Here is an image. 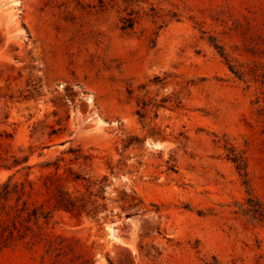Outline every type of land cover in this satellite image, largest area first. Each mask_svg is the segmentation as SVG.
I'll return each mask as SVG.
<instances>
[{
    "label": "rangeland",
    "instance_id": "1",
    "mask_svg": "<svg viewBox=\"0 0 264 264\" xmlns=\"http://www.w3.org/2000/svg\"><path fill=\"white\" fill-rule=\"evenodd\" d=\"M10 177L50 220L0 264H264V0H0Z\"/></svg>",
    "mask_w": 264,
    "mask_h": 264
},
{
    "label": "trees",
    "instance_id": "2",
    "mask_svg": "<svg viewBox=\"0 0 264 264\" xmlns=\"http://www.w3.org/2000/svg\"><path fill=\"white\" fill-rule=\"evenodd\" d=\"M131 25H124L123 28H128ZM231 69L239 74L238 71L234 70V67L231 65ZM82 156L77 155L76 160L80 159ZM232 161L236 164V168L239 174L243 178V182L246 185H249L248 171L245 160L240 156L231 157ZM60 168L59 164H56L57 172L55 174V180L59 183L63 179L58 173ZM80 175H75L74 180L82 179ZM104 191V186L101 185L98 194H102ZM25 193V188L22 184L13 183L12 177H10L4 183H0V251L5 248L11 247L18 244L21 240L24 239L25 231L22 230L21 218L23 217L27 223H35L37 226H41V220L44 219L46 223L50 220V213L41 209V206H37L35 203H31L27 200H22V196ZM12 195H16V204L11 206L8 204ZM132 200H135V196H131ZM22 200V202H21ZM21 202V203H20ZM131 205H136L131 203ZM89 206V201H86L85 198L74 197L68 192L64 191L62 188L58 189L57 194L55 195V207L58 209H64L69 211L76 216L80 217L85 211H87ZM89 212V211H88ZM249 212V209L246 211ZM262 214L260 207L255 209L254 214ZM6 214L7 218H2V215ZM9 221L12 224H9ZM25 229L29 230L31 226L29 224L24 225ZM33 231V230H32ZM41 234V233H40ZM36 232H33V236H36ZM51 242V241H49ZM67 255V253L65 254ZM71 263L63 262V264H92L91 259L85 258L82 254H74L70 258Z\"/></svg>",
    "mask_w": 264,
    "mask_h": 264
}]
</instances>
